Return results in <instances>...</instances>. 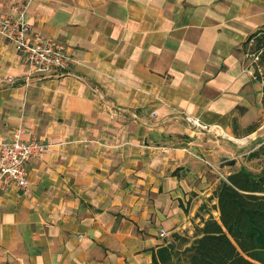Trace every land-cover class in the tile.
I'll list each match as a JSON object with an SVG mask.
<instances>
[{"label": "crops", "instance_id": "1", "mask_svg": "<svg viewBox=\"0 0 264 264\" xmlns=\"http://www.w3.org/2000/svg\"><path fill=\"white\" fill-rule=\"evenodd\" d=\"M16 6L73 61L38 76L0 35V144H50L28 190L0 196V264H153L174 234L193 239L221 182L198 156L264 134L243 55L264 0H0V18Z\"/></svg>", "mask_w": 264, "mask_h": 264}, {"label": "trees", "instance_id": "2", "mask_svg": "<svg viewBox=\"0 0 264 264\" xmlns=\"http://www.w3.org/2000/svg\"><path fill=\"white\" fill-rule=\"evenodd\" d=\"M258 41L264 42V35ZM250 158L263 159L261 171L241 167L221 180L214 192L218 218L209 211L193 239L174 234L154 254L153 264H264V142Z\"/></svg>", "mask_w": 264, "mask_h": 264}, {"label": "built area", "instance_id": "3", "mask_svg": "<svg viewBox=\"0 0 264 264\" xmlns=\"http://www.w3.org/2000/svg\"><path fill=\"white\" fill-rule=\"evenodd\" d=\"M27 6H16L13 13L0 18V35L13 44L15 49L25 58L33 73L41 77L51 76L67 71L73 61L67 47L52 37L35 33L29 36V25L26 21ZM264 35L259 31L252 35L244 48V71L254 81L264 86V42L258 39ZM13 83V77H7ZM194 126L202 130L210 129L199 121ZM50 144L39 138L22 139L18 131L12 140L0 144V196L15 186L26 192L30 185L28 163L31 158H41ZM212 168L213 164L207 162ZM215 168V167H214ZM162 238L169 233L162 230Z\"/></svg>", "mask_w": 264, "mask_h": 264}, {"label": "rangeland", "instance_id": "4", "mask_svg": "<svg viewBox=\"0 0 264 264\" xmlns=\"http://www.w3.org/2000/svg\"><path fill=\"white\" fill-rule=\"evenodd\" d=\"M203 131V130H198ZM236 139H245V141H233L234 146L237 148L236 151H234L233 155H227V157L221 158L220 161L218 160L217 163H214V167H210L207 162L208 160L204 156H198V158L204 162L208 166L210 170H213L216 172V175L218 178H220V181L223 179H226L229 172H232L233 170L240 169L241 167L246 168L248 171L258 173L261 171L263 159L262 158H250V153L254 150H257L262 143L264 142V134L257 135V136H250L247 138H236ZM241 146V147H240ZM236 160L235 165H229L230 160L232 159ZM210 163V162H209ZM222 164V165H221ZM222 166V167H221ZM214 204L212 201L209 202L208 211L213 212V215L218 218L219 213L213 209ZM195 232V231H194ZM174 238V237H173ZM192 238V237H190ZM179 243V244H178ZM178 245H180V242H177ZM179 247H182L181 245Z\"/></svg>", "mask_w": 264, "mask_h": 264}, {"label": "water", "instance_id": "5", "mask_svg": "<svg viewBox=\"0 0 264 264\" xmlns=\"http://www.w3.org/2000/svg\"><path fill=\"white\" fill-rule=\"evenodd\" d=\"M235 163H236V160H232L230 161L229 165H235Z\"/></svg>", "mask_w": 264, "mask_h": 264}, {"label": "bare ground", "instance_id": "6", "mask_svg": "<svg viewBox=\"0 0 264 264\" xmlns=\"http://www.w3.org/2000/svg\"><path fill=\"white\" fill-rule=\"evenodd\" d=\"M237 140H238V139H237ZM240 141H242V142H243V141H245V139H242V140H240Z\"/></svg>", "mask_w": 264, "mask_h": 264}]
</instances>
